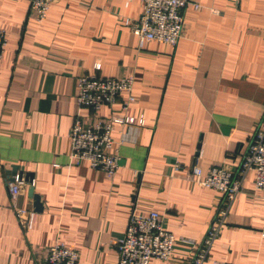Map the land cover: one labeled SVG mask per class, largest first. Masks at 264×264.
<instances>
[{"label": "crops", "instance_id": "0c3cea01", "mask_svg": "<svg viewBox=\"0 0 264 264\" xmlns=\"http://www.w3.org/2000/svg\"><path fill=\"white\" fill-rule=\"evenodd\" d=\"M195 1L176 45L139 49L124 19L140 15L141 0H56L42 21L30 16L29 0H0V264H42L56 242L75 249L78 264H117L114 240L132 210H156L177 238L202 240L223 196L197 184L192 166L236 171L264 114V0ZM82 74L135 77L126 113L137 122L113 131L126 135L113 178L71 163ZM78 112L88 121L87 108ZM12 165L33 172L42 203L26 227L10 207ZM25 183L18 204L33 208ZM187 249L180 241L171 258L149 264H189ZM206 264H264V196L253 172Z\"/></svg>", "mask_w": 264, "mask_h": 264}, {"label": "built area", "instance_id": "2783aa9c", "mask_svg": "<svg viewBox=\"0 0 264 264\" xmlns=\"http://www.w3.org/2000/svg\"><path fill=\"white\" fill-rule=\"evenodd\" d=\"M56 0H29V14L36 21H42L50 5ZM142 11L136 19L125 18L124 24L129 26L137 38L139 49L150 41H159L176 45L185 29L184 10L188 5L199 8L195 0H141ZM7 38L5 29L0 26V59L3 56ZM135 77L124 75L117 77L96 74H82L76 80L75 102L77 109L87 108L89 118L86 121L78 110L69 132L70 159L72 164L87 162L93 170L102 172L107 178H113L119 169V148L125 133L120 138L113 136L119 127H127L137 122L135 116L126 113L133 95ZM122 94H126L122 98ZM119 102V109L113 106ZM103 106L110 108L108 116L101 114ZM140 124L143 119L138 120ZM253 172L254 190L264 196V114L254 126L246 150L236 171L225 165H214L207 173L194 164L193 180L204 187L219 191L222 202L215 213L201 241L188 238H177L168 231L163 216L156 210L147 213L131 211L124 234L114 240L118 253L117 264H149L155 257L167 260L173 256L178 242L187 244L189 264H206L209 250L227 221V214L232 201L244 189L246 175ZM25 180L16 173L8 181L10 207L21 226L26 227L33 208H25L18 204ZM42 264H78V252L63 242H56L48 247Z\"/></svg>", "mask_w": 264, "mask_h": 264}, {"label": "water", "instance_id": "95a60500", "mask_svg": "<svg viewBox=\"0 0 264 264\" xmlns=\"http://www.w3.org/2000/svg\"><path fill=\"white\" fill-rule=\"evenodd\" d=\"M9 174L11 175L10 180L13 179V175L18 173V175L23 176L25 182L29 184L28 186V196L32 198L33 202V209L35 211H41L42 210V203L40 201V196L34 192V187H33V172L30 171H23V170H18L17 165H12L9 170H7Z\"/></svg>", "mask_w": 264, "mask_h": 264}]
</instances>
